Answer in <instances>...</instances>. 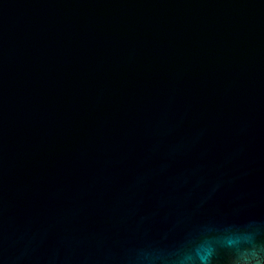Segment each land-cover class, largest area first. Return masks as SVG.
I'll return each mask as SVG.
<instances>
[{"label":"water","instance_id":"95a60500","mask_svg":"<svg viewBox=\"0 0 264 264\" xmlns=\"http://www.w3.org/2000/svg\"><path fill=\"white\" fill-rule=\"evenodd\" d=\"M228 239L264 246V0H0V264Z\"/></svg>","mask_w":264,"mask_h":264},{"label":"clouds","instance_id":"9594fccd","mask_svg":"<svg viewBox=\"0 0 264 264\" xmlns=\"http://www.w3.org/2000/svg\"><path fill=\"white\" fill-rule=\"evenodd\" d=\"M220 248L230 252L232 264H264V246H257L251 254H246L241 252L231 239L224 243L211 240L195 242L179 257L178 264H214Z\"/></svg>","mask_w":264,"mask_h":264}]
</instances>
